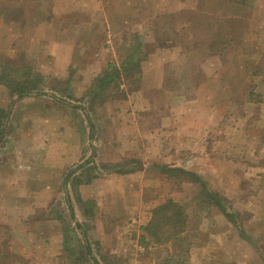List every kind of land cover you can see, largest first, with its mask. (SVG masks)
<instances>
[{
    "label": "rangeland",
    "instance_id": "1",
    "mask_svg": "<svg viewBox=\"0 0 264 264\" xmlns=\"http://www.w3.org/2000/svg\"><path fill=\"white\" fill-rule=\"evenodd\" d=\"M65 4L47 3L49 30L67 22L92 21L95 33L88 38L89 46L109 47L107 59L121 61L118 88L96 94L90 105L87 97L72 96L68 85L40 72L43 64L38 61L49 65L59 55L54 41L39 51L33 38L22 44V51L15 52V78L39 72L43 76L40 92L89 108L98 129L97 140L108 137L113 103L119 100L122 109L128 108L127 114L133 108L139 140H150L151 135L165 139L169 123V137L173 135L176 143L167 147L174 158L168 163H155L163 155L160 147L159 154L151 147L154 153L149 163L145 161V168L139 157L129 162L138 176H143L136 177V187H123L120 194L117 188L112 193L99 190L82 199L72 185L70 194L62 195V201L76 205L77 230L85 234L91 255L81 264H264V0H74L71 9L63 10ZM13 6L19 17L24 2L15 0ZM11 7L12 2H0V10ZM66 10L78 16L60 17ZM31 13L36 14V7H31ZM35 21L32 17V27L37 25ZM2 27L0 60L6 54L1 49L6 45ZM66 40L72 46L74 37ZM50 48L52 55L47 53ZM135 60L141 64L133 65ZM30 102L23 99L19 106L35 109L28 113L20 107L5 123V146L38 139L40 125L50 122L44 111L38 114L39 101ZM55 103H59V111L57 122L50 126L53 132L69 138L65 131L71 122L82 137V127L87 125L83 111ZM199 139L203 145H193ZM91 161L88 169L98 170L103 165ZM88 169L79 175L85 178ZM202 183L224 200L233 212L229 219L204 195ZM46 197L50 203L59 198ZM167 201L176 204L173 209H181L180 221L174 223L172 210H163L170 222L163 218L158 227H150L154 209ZM87 204L95 206L92 209ZM63 214H69L67 208ZM63 225L70 228L72 224L69 220ZM68 241L71 250L84 253L82 241L74 237ZM62 258L59 264H78L67 259V254Z\"/></svg>",
    "mask_w": 264,
    "mask_h": 264
},
{
    "label": "crops",
    "instance_id": "2",
    "mask_svg": "<svg viewBox=\"0 0 264 264\" xmlns=\"http://www.w3.org/2000/svg\"><path fill=\"white\" fill-rule=\"evenodd\" d=\"M2 1L0 0L1 3ZM7 1L12 2V9L0 10V27L3 26V31L6 34L5 49L1 48L3 51L6 50V54L0 60V66L4 65L0 71V97L2 98L0 115L3 116V121L0 123V128L3 130V135L0 138V264H59L58 260L64 259L62 257L65 254H67V259H74L78 264H81L84 258L89 257L90 252L83 237L85 234L81 229H79L80 232L77 230L80 222L76 219V205L68 200L62 201V195L70 194L72 185L76 187L77 194H80L82 199L95 196L99 190H102V193H108V191L112 193V189L115 191L117 188L116 193L120 194V189L123 187H136L138 185L135 182L136 177L143 176H138L129 162L133 163L135 162L134 158L139 157L145 168V161L149 163L152 159L153 150L151 147L157 148L156 154L160 153L158 149L160 147L163 155L158 156L155 163H168L174 158L173 152L169 153L167 147L173 148L176 143L172 138L173 135L169 137V123H166L168 124L166 126L168 136L165 139H161V136L151 135L150 140H139L137 132L140 128L134 121L136 115L133 113V108H130L132 113L127 114L128 108L122 109L118 105L119 100L113 103L114 111L111 118L113 124H110L106 131L108 137L105 139L101 137L97 140L98 129L90 119L89 108L86 110L83 106L67 104L49 92H40L43 78L41 73L55 77L59 83H63V86L68 85L72 96H82L81 99L87 97L85 99L88 104H91L96 94L103 95L108 89L118 88L116 82H120L121 61L115 63L109 57L107 59L109 47L96 49L95 45L89 46L88 38L95 33V26L90 20L73 24L67 22L57 28L53 26L49 30L47 3L53 5L67 2L64 7L62 6L65 10L71 9L74 0H22L24 9L19 17H16L17 14L13 11L15 0ZM85 1L89 2L90 0ZM31 7H36L35 15H32ZM71 11H64L60 17L67 15V19H72L78 16ZM90 12L95 13L94 10ZM32 17L37 22V25L33 24L35 27L31 25ZM18 18L21 21L16 23ZM53 24L55 25L54 22ZM48 30L51 32L48 33ZM68 36L74 37L71 42L72 46L67 43ZM31 38L37 42L39 51H44L47 43L54 41L55 49L59 55H55L49 65L38 61L40 65L43 64L40 69L41 73L36 72L31 75L30 72H26L28 79H37L36 76L39 75L40 85L38 89L28 91L27 94L19 98L13 87L14 74H16V69H14L15 52L22 51V44ZM139 45L142 44H137L136 49ZM50 50L51 48L47 53L52 55ZM47 53H45L46 56ZM98 56L105 57V60ZM138 62L135 60L133 65L137 66ZM126 64L125 61L122 66ZM140 64L141 62H139ZM111 71L116 73L112 75ZM54 94H56L55 91ZM126 97L128 98L129 95ZM23 99H29L32 104L39 101L38 114L44 111L46 118H51L50 122L40 125L38 139L22 140L24 142L22 144L8 143V146H5L4 142L7 141V136H5L4 130L7 120H11L20 107H23L28 113L36 108L31 106L26 109L27 107L23 104L19 106ZM53 100L67 104L71 108H80L83 111L87 125H82V137L76 133L78 130L71 122L65 131L69 138L58 136L55 130L53 132V128L50 126L57 122L56 111H59L56 109L59 103H55ZM171 127L173 130V124ZM41 128L45 132L43 137L40 132ZM159 129L160 127L156 134ZM203 132L207 131L203 130ZM100 134H103L102 130ZM31 136L29 135V137ZM199 140L200 142L193 145L202 146L204 141ZM140 141H142L143 149L140 148ZM187 145L188 148H191L188 142ZM91 160L96 163L101 162L103 165L97 167L98 170L88 169ZM109 162L110 166L108 167L106 164ZM86 169H88L84 171L86 176L82 178L83 174L81 173L80 176L79 173ZM69 177H74V179L69 181ZM47 195L59 196L58 202H47ZM86 206L93 209L95 204ZM66 208L69 211L68 215L63 214ZM84 210L88 211L87 208ZM69 220L72 224L70 228L64 227L63 224ZM70 237L84 243L85 255L83 252L77 253L71 250L72 246L68 241ZM91 259L93 260L92 257Z\"/></svg>",
    "mask_w": 264,
    "mask_h": 264
},
{
    "label": "trees",
    "instance_id": "3",
    "mask_svg": "<svg viewBox=\"0 0 264 264\" xmlns=\"http://www.w3.org/2000/svg\"><path fill=\"white\" fill-rule=\"evenodd\" d=\"M36 77L37 79H28V78H22L21 76H19L14 79L13 81L14 82L13 87L15 89L14 91L19 98L27 94L28 91L38 89L40 85V78H39V75ZM9 87H11L10 84H9ZM2 135H3V130L2 128H0V138L2 137ZM190 175L195 177L194 174H190ZM201 187H202V191L204 195L210 199H213L215 201V204H217L218 207L220 208L222 214L229 219L232 216L233 212L230 209L226 208V205L223 202L224 200L220 199V197L216 195L215 193L210 192V190H207L206 185L204 183H202ZM174 206H176V204L173 201H167L165 204L156 207L154 209V217L152 219L150 227L152 228L158 227L160 219H163V218H165L166 222H170L171 217L168 216L166 213H161L163 210H172L173 212L172 214L175 218L174 223H177L178 221H180V216L182 215V211L180 208L173 209Z\"/></svg>",
    "mask_w": 264,
    "mask_h": 264
}]
</instances>
